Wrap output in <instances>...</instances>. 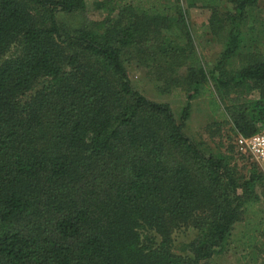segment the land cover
Returning a JSON list of instances; mask_svg holds the SVG:
<instances>
[{
    "label": "trees",
    "instance_id": "1",
    "mask_svg": "<svg viewBox=\"0 0 264 264\" xmlns=\"http://www.w3.org/2000/svg\"><path fill=\"white\" fill-rule=\"evenodd\" d=\"M260 1L188 0L222 43L209 67L179 0H100L104 16L73 28L58 14H84L85 0H0V264H209L264 182L183 124L211 81L236 133L264 126ZM131 60L182 86L178 120L133 88Z\"/></svg>",
    "mask_w": 264,
    "mask_h": 264
},
{
    "label": "rangeland",
    "instance_id": "2",
    "mask_svg": "<svg viewBox=\"0 0 264 264\" xmlns=\"http://www.w3.org/2000/svg\"><path fill=\"white\" fill-rule=\"evenodd\" d=\"M99 1L85 0L84 14H58V19L70 28L78 26L84 18L86 20L101 19L104 12L99 6ZM179 3L187 11L186 19L197 55L206 66H213L222 50V43L201 29L202 24L207 22L209 11L197 4L190 5L188 0H179ZM253 15L257 21L264 20V0L258 3ZM11 52L14 53L16 50ZM125 66L130 74L133 88L151 100L167 102L174 117L178 120L186 101V92L182 86L177 84L166 86L165 82H168L166 78H157L154 72L148 71L147 68L138 65L133 60L125 62ZM238 66H240L238 58L231 59L225 65L226 74L230 75ZM181 74L182 69L178 72V75ZM209 83L203 94L190 101L189 117L183 124V131L192 140L202 142L207 149L216 154L225 152L232 146L239 165H248L251 158L242 154L244 157L241 159L235 144L238 133L234 131L232 124L218 113L219 110L216 111L210 104L213 96L219 101L220 107H223L212 82L209 81ZM229 95L233 96V93ZM243 97L253 99L257 97V94L256 92L244 93ZM257 192L258 201L246 206L241 219L234 224L229 237L223 246L212 255L209 264H262L264 262V185L257 188ZM192 235L193 232L190 229L176 233L172 244L173 251L188 254L181 248Z\"/></svg>",
    "mask_w": 264,
    "mask_h": 264
},
{
    "label": "built area",
    "instance_id": "3",
    "mask_svg": "<svg viewBox=\"0 0 264 264\" xmlns=\"http://www.w3.org/2000/svg\"><path fill=\"white\" fill-rule=\"evenodd\" d=\"M235 144L239 153L249 156L256 163L264 178V126L249 136L238 134Z\"/></svg>",
    "mask_w": 264,
    "mask_h": 264
}]
</instances>
